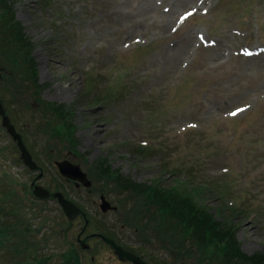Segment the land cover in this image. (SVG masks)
Returning a JSON list of instances; mask_svg holds the SVG:
<instances>
[{
	"label": "rangeland",
	"instance_id": "374dc122",
	"mask_svg": "<svg viewBox=\"0 0 264 264\" xmlns=\"http://www.w3.org/2000/svg\"><path fill=\"white\" fill-rule=\"evenodd\" d=\"M3 8L0 104L37 169L23 165L0 116V227L16 225L13 234L35 242L39 263L28 264H115L104 242L79 246L78 236L95 232L152 264H220L208 257L213 243L193 242V227L143 204L149 187L182 185L197 196V184L209 185L199 190L207 213L231 227L235 247L223 243L242 257L233 256L264 259V0H3ZM8 24L19 37L10 39ZM64 159L90 188L58 174ZM32 183L60 191L86 220L36 199ZM101 194L117 210L101 213ZM13 237L0 264H21Z\"/></svg>",
	"mask_w": 264,
	"mask_h": 264
},
{
	"label": "trees",
	"instance_id": "16d2710c",
	"mask_svg": "<svg viewBox=\"0 0 264 264\" xmlns=\"http://www.w3.org/2000/svg\"><path fill=\"white\" fill-rule=\"evenodd\" d=\"M2 3L3 0H0V4ZM0 10L3 11L5 9L3 8ZM1 11L0 21L6 17V15L1 13ZM5 29L8 33L10 32L9 35L12 34V37L10 38L12 40L14 35L16 37L20 36V31L15 30V26L12 27L10 25H6ZM57 134L66 137L67 132L65 133L64 129H62L61 125H59L57 128ZM197 185L204 187L200 188L197 186V196L192 194V191H188L187 187L184 189V186L182 185L174 188H165L158 185L154 186L153 188L149 187L146 191H144L146 195L143 204L146 205V208L148 207V210H153L154 213L159 214L166 221H175L181 219L180 221L183 225L193 227L189 229L191 230V236L194 238L193 242H204L203 246H208L211 245L210 243H213V250L212 252H209L211 254L208 255V257L219 260L220 264H235L236 261L237 264H241L239 261L240 259L237 260L233 256L235 255L237 258L242 257L237 252V248H229V250L226 248L228 242H231L235 247V239L231 227L223 225L224 223L222 222L218 223L216 217H212L210 214H208L207 209H205V206L200 201L202 198L201 194H199V190H204L209 185ZM184 215H186V217ZM178 224H180V222ZM223 242H227V244ZM63 257L66 259V256ZM67 262H69L68 258ZM243 262H246V264H264V259L261 258V261L257 262L256 259L252 262H249L245 259Z\"/></svg>",
	"mask_w": 264,
	"mask_h": 264
},
{
	"label": "water",
	"instance_id": "95a60500",
	"mask_svg": "<svg viewBox=\"0 0 264 264\" xmlns=\"http://www.w3.org/2000/svg\"><path fill=\"white\" fill-rule=\"evenodd\" d=\"M0 116L2 117V127H4L7 133L12 137V139L16 142L17 147L20 151V158L25 165H27L31 170H35L36 166L31 160V156L27 151L25 145L22 142L21 136L16 132L13 125H11L9 119L6 117L4 109L0 104ZM55 166L58 170V173L66 178L67 180L75 182L78 187L81 184L85 188H89L91 186V182L87 177V174L83 172L79 165L72 164L67 160H63L60 162H55ZM33 194L35 197L44 200L48 198L56 199L60 207L62 208L63 213L67 217L69 221H73L78 215L82 214L81 209H79L76 205L66 200L63 195L59 192L50 193L46 189H43L40 186H35L33 188ZM101 204L100 209L103 213L114 210L115 208H111L110 204L104 199L103 196L100 197ZM103 240L110 244L112 248L115 250L116 255L121 261H130L133 264H144L140 261L138 257L134 254L123 250L120 246L116 245L112 240L103 238ZM81 246L85 248L84 241L80 242Z\"/></svg>",
	"mask_w": 264,
	"mask_h": 264
},
{
	"label": "flooded vegetation",
	"instance_id": "af4514ba",
	"mask_svg": "<svg viewBox=\"0 0 264 264\" xmlns=\"http://www.w3.org/2000/svg\"><path fill=\"white\" fill-rule=\"evenodd\" d=\"M79 218V217H78ZM82 218V217H81ZM100 236H103V237H105L104 236V234H102V233H94V234H91V235H89V236H86L84 239H85V242H87L88 240H89V238H94V239H98V240H100L101 242H104L103 241V238L102 237H100ZM112 239V238H111ZM114 240V242H116V244L117 245H120L122 248H124L126 251H128V252H131V253H133L135 256H137L139 259H140V261L142 262V263H144V264H152V262H151V260H150V258L149 257H146L143 253H141V254H138V253H135L134 251H136V250H134L133 248H127L124 244H122V243H119V241L117 240V239H113ZM111 251H112V253H113V255H114V257L116 258V261H115V264H132L131 262H129V261H121L118 257H117V255L114 253V250H113V248L110 246V245H107V244H105ZM155 263V262H154ZM156 264V263H155Z\"/></svg>",
	"mask_w": 264,
	"mask_h": 264
},
{
	"label": "snow or ice",
	"instance_id": "6c2138e0",
	"mask_svg": "<svg viewBox=\"0 0 264 264\" xmlns=\"http://www.w3.org/2000/svg\"><path fill=\"white\" fill-rule=\"evenodd\" d=\"M205 12H207V9H205ZM186 15L187 16H191L192 15V13L191 12H189V13H186ZM185 17L184 16H181L180 17V19H184ZM173 31H176L175 29L173 30ZM242 111H244V109H237L236 111H234V112H232V113H230L232 116H235V115H237V112H242ZM193 127L195 126V125H192ZM226 171V170H225Z\"/></svg>",
	"mask_w": 264,
	"mask_h": 264
},
{
	"label": "bare ground",
	"instance_id": "6f19581e",
	"mask_svg": "<svg viewBox=\"0 0 264 264\" xmlns=\"http://www.w3.org/2000/svg\"><path fill=\"white\" fill-rule=\"evenodd\" d=\"M146 5L149 7L148 3H147ZM146 5H145V6H146ZM168 17H169V16H167V18H168Z\"/></svg>",
	"mask_w": 264,
	"mask_h": 264
}]
</instances>
